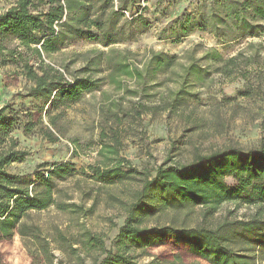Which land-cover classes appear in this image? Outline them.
<instances>
[{"label":"rangeland","instance_id":"1","mask_svg":"<svg viewBox=\"0 0 264 264\" xmlns=\"http://www.w3.org/2000/svg\"><path fill=\"white\" fill-rule=\"evenodd\" d=\"M50 1L33 0V13H46L55 5ZM92 1L96 9L103 6L104 19L119 0ZM212 1L127 0L130 8L122 11L120 19L141 14L148 20L147 30L107 45L89 35L95 34L92 25L83 30L82 37L59 43L50 52L40 45H24L17 32L0 28V107L7 104L16 111L18 124L11 134L27 153L7 170L28 175L33 184L35 177L29 174L42 163L50 167L68 162L76 171L56 184L54 205L23 218L25 235L15 232L11 239L0 241V264H91L103 259L108 250L116 251L115 236L127 205L141 187L142 175L100 181L89 165L102 167L122 159L124 167L147 174L161 164H187L227 147L247 151L264 145V32L241 39L198 29L182 33L179 28L185 14L196 13ZM12 3L0 0V13ZM52 26L60 30V22ZM172 30H178V35L173 36ZM249 43L258 46L257 53ZM110 48L122 51L139 68L155 52L174 55L178 63L192 58L205 68L206 77L201 85H172L173 76L159 71L147 85H132L127 80L118 89L104 78V58ZM210 49L217 51L221 61L204 57ZM230 57H235L228 66L234 72L226 76L217 67ZM76 77L94 80L95 87L66 99L60 86ZM35 85L50 88L56 103L43 104L27 96ZM180 87L183 105L173 111L167 103ZM50 117H54L55 129L49 124ZM28 120L34 126L25 132L22 126ZM47 131L56 141L47 140ZM115 141L116 160L109 162L99 150L103 143ZM224 180L234 183L230 177ZM151 203L153 214L142 225L213 227L225 216L245 219L254 211L253 206L225 202L203 218L200 206L174 210L155 200ZM126 255L147 264H209L169 240L131 248Z\"/></svg>","mask_w":264,"mask_h":264},{"label":"trees","instance_id":"2","mask_svg":"<svg viewBox=\"0 0 264 264\" xmlns=\"http://www.w3.org/2000/svg\"><path fill=\"white\" fill-rule=\"evenodd\" d=\"M32 1L13 0V6L0 13V28L13 34L17 32L22 44L40 45L46 52L54 50L59 43L82 37L83 30L90 25L95 28V34L89 35L96 36L106 45L128 40L148 27V20L141 14L120 19L122 11L130 8L127 0H119L115 6L111 5L104 19L103 6L96 9L92 0H51L49 3L53 2L55 5L46 13H33ZM108 1L111 0L103 2ZM183 17L184 21L179 27L182 33L198 29L216 36L229 35L241 39L257 37L264 32V0H213L201 10L197 9L196 13L185 14ZM56 21L60 22L59 31L52 26ZM178 30L175 33L172 30L175 34L173 36L178 35ZM250 46L254 47V54L258 52V46L249 43L248 47ZM241 54V51L238 52V57ZM204 57L214 63L221 61L214 49L208 50ZM234 60L235 57L228 58L217 70L230 76L234 70L228 66ZM249 63L250 60L245 64ZM159 71L173 76L172 85H201L207 72L192 58L187 63H178L176 56L163 52L152 53L140 68L128 61L122 51L116 52L110 48L105 54V82L118 89L127 80L132 85H147L150 76ZM94 87V80L80 77L60 86L66 99L77 98ZM182 87L173 92L167 103L168 108L173 111L179 110L183 105L184 99L180 94ZM27 96L40 99L43 104L56 103L52 90L42 85L31 87ZM17 124L18 116L13 107L7 104L0 107V241L11 239L15 232L25 235L23 218L30 212L54 205L56 184L72 177L76 172L68 162L51 164L50 167L42 163L29 174L35 177L34 184L30 183L28 175L9 172L7 168L13 163L21 162L27 154L11 134ZM49 124L56 128L54 117L49 118ZM33 126V122L28 120L22 127L27 132ZM46 138L50 142L57 139L49 131ZM116 145L117 141L115 144L103 143L99 152L109 162L116 160ZM123 162L125 161L118 159L115 163L105 162L102 167L88 166L93 176L100 181H121L130 178L132 174L142 175L141 187L135 192L134 200L127 205L123 224L115 236L116 251L108 250L103 259L91 264H147L136 262L134 257L126 253L131 248L156 246L166 240L185 247L209 264L264 263L263 144L247 151L234 147L223 148L197 156L193 161L182 165L161 164L147 174L124 167ZM226 177H230L234 183H226ZM153 200L174 210L200 206L203 218L225 202L253 206L254 211L245 219L225 216L213 227L142 225L144 218L153 214Z\"/></svg>","mask_w":264,"mask_h":264}]
</instances>
